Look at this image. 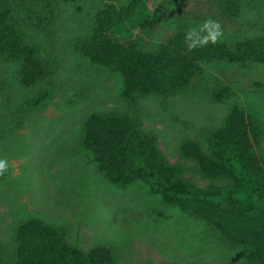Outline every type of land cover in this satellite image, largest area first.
<instances>
[{
  "label": "rangeland",
  "instance_id": "1",
  "mask_svg": "<svg viewBox=\"0 0 264 264\" xmlns=\"http://www.w3.org/2000/svg\"><path fill=\"white\" fill-rule=\"evenodd\" d=\"M50 2L53 15L44 23L50 17L44 0H0L12 24L49 65L42 81L23 88L17 63L0 59V159L8 162L0 175L2 263L13 264L18 225L38 218L60 228L65 241L81 250L111 248L118 264H243L242 249L229 248L203 222L163 205L141 182L127 188L110 185L80 144L81 125L92 111L126 114L155 135L169 162H180L181 142L205 147V133L218 127L234 105L255 112L264 129V63L203 64L184 92L142 98L129 106L121 98L119 74L90 66L73 49L92 30L99 10L128 0ZM233 2L236 9L230 13L219 0H149L121 34L146 52L206 19L221 25L219 41L227 45L264 37V0ZM222 86L230 96L215 103L212 95ZM49 88L53 92L46 105L24 108ZM186 178L201 188L220 184L192 172Z\"/></svg>",
  "mask_w": 264,
  "mask_h": 264
},
{
  "label": "trees",
  "instance_id": "2",
  "mask_svg": "<svg viewBox=\"0 0 264 264\" xmlns=\"http://www.w3.org/2000/svg\"><path fill=\"white\" fill-rule=\"evenodd\" d=\"M103 2L108 0H101ZM149 0L106 5L94 16L93 28L73 43L74 51L90 66L107 69L122 79L121 98L129 106L148 97H167L187 90L202 73L203 64L264 63V37L234 44L222 42L188 51L187 32L178 31L152 52L142 51L121 29ZM233 13V0H219ZM45 12L53 15L50 0ZM0 59L17 63L18 82L31 88L48 75L49 65L39 49L16 28L10 12L0 5ZM53 90H42L25 102V109H41ZM230 96L227 86L212 95L215 103ZM206 146L183 140L179 161L171 163L155 135L142 131L126 114L90 112L81 125L80 144L91 154L98 173L112 186L134 182L161 197L163 205L178 209L219 233L231 249L243 250V264H264V129L255 112L232 106L222 123L205 133ZM186 163H192L189 168ZM192 172L202 180H219V187H198L186 178ZM13 264H118L107 246L81 250L65 241L63 231L38 218L20 223L14 234ZM0 264L2 246L0 244ZM174 264V263H168Z\"/></svg>",
  "mask_w": 264,
  "mask_h": 264
},
{
  "label": "clouds",
  "instance_id": "3",
  "mask_svg": "<svg viewBox=\"0 0 264 264\" xmlns=\"http://www.w3.org/2000/svg\"><path fill=\"white\" fill-rule=\"evenodd\" d=\"M221 36V25L212 19H206L187 31L184 36V43L187 50L192 51L208 44H217ZM7 168L8 162L5 159H0V175H3Z\"/></svg>",
  "mask_w": 264,
  "mask_h": 264
}]
</instances>
